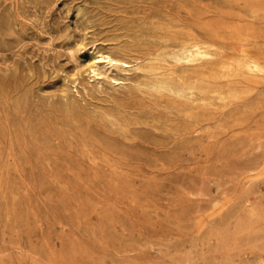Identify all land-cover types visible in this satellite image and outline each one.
Returning <instances> with one entry per match:
<instances>
[{
  "label": "rangeland",
  "instance_id": "rangeland-1",
  "mask_svg": "<svg viewBox=\"0 0 264 264\" xmlns=\"http://www.w3.org/2000/svg\"><path fill=\"white\" fill-rule=\"evenodd\" d=\"M0 264H264V0H0Z\"/></svg>",
  "mask_w": 264,
  "mask_h": 264
},
{
  "label": "bare ground",
  "instance_id": "bare-ground-1",
  "mask_svg": "<svg viewBox=\"0 0 264 264\" xmlns=\"http://www.w3.org/2000/svg\"><path fill=\"white\" fill-rule=\"evenodd\" d=\"M173 58L176 62H190L198 57L207 59L210 56L211 44L207 39H202L195 34H188L182 39H176L172 44ZM159 48L156 47L155 50ZM119 56L101 50L90 58L87 63V70L96 79L106 76V71L111 69L129 71L134 67H139L142 57L132 54V51L126 47L118 49ZM147 58V57H146ZM145 58V59H146ZM119 84H125V78H114ZM153 87L159 92L175 93L179 97H186L191 86L186 80L179 76L175 77L173 73H162L152 83Z\"/></svg>",
  "mask_w": 264,
  "mask_h": 264
}]
</instances>
